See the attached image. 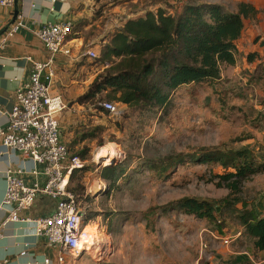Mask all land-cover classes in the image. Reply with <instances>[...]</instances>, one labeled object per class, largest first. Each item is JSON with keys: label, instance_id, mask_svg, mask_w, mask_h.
Instances as JSON below:
<instances>
[{"label": "rangeland", "instance_id": "374dc122", "mask_svg": "<svg viewBox=\"0 0 264 264\" xmlns=\"http://www.w3.org/2000/svg\"><path fill=\"white\" fill-rule=\"evenodd\" d=\"M119 2L116 13L107 9L106 15L99 14L98 17H103L101 23L83 34L88 41L96 39L97 45L103 43L114 26L125 20L124 13L144 10L149 0ZM161 2L172 14L180 13L189 2H217L226 12H236L239 4L238 0ZM112 14L121 16L115 21ZM90 65L100 73L111 66L100 59ZM238 67H241L240 59L235 68L222 67L219 81L180 87L172 92L165 107L136 108L116 103L109 98L110 90L98 93L88 102L90 113L99 121L94 128L98 127L99 131L96 138L87 140L84 158L87 167L73 176L70 188L91 217L88 231L94 233L98 227L102 232L104 240L99 241H103L105 249L101 256L94 250L96 253L68 259L70 264H250L231 259V252L247 249L243 236L230 246L224 245L227 236L241 230L235 215H227V219L218 216V223L212 224L176 207L185 198L218 205L230 194L215 185L214 175L223 174L221 168L190 161L189 156L200 148L235 149L250 145L263 159L262 97L256 94L254 86L250 88L248 83L242 82L244 76L238 72ZM107 101L118 104L117 114L100 109ZM106 145L117 150V156H113L109 164L127 167L126 174L115 185L101 178L102 170L110 165L96 158L97 152ZM178 155H184L185 161L161 179L152 167L164 157ZM262 193L264 174L246 183L239 197L249 200ZM252 257L256 261L257 257Z\"/></svg>", "mask_w": 264, "mask_h": 264}, {"label": "trees", "instance_id": "16d2710c", "mask_svg": "<svg viewBox=\"0 0 264 264\" xmlns=\"http://www.w3.org/2000/svg\"><path fill=\"white\" fill-rule=\"evenodd\" d=\"M257 14L254 5L248 3H239L236 12H226L216 4L189 2L177 14L159 8L138 18L123 20L114 26L111 35L98 49L99 58L96 60L111 66L96 77L87 93L77 101L88 104L98 93L110 90L109 98L116 103L136 108L165 107L172 92L180 87L219 81L224 65L237 64L236 42L244 31V20ZM100 109L104 111L102 106ZM98 131V127L89 129L85 137L93 140ZM68 152L73 155L69 148ZM86 153L84 150L79 157L84 160ZM189 157L192 162L221 168L223 174L214 175L215 185L230 194L218 205L185 198L176 207L212 224L218 223V216L227 219V215H235L236 223L252 241L254 250L263 252L264 193L249 200L239 195L246 183L264 174V152L263 159H260L250 145L235 149L213 147L200 148ZM185 159L184 155L164 157L152 168L162 179ZM86 167L74 171L71 179ZM126 172V165H110L102 170L101 178L115 185ZM86 215L87 222H90L87 210Z\"/></svg>", "mask_w": 264, "mask_h": 264}, {"label": "crops", "instance_id": "0c3cea01", "mask_svg": "<svg viewBox=\"0 0 264 264\" xmlns=\"http://www.w3.org/2000/svg\"><path fill=\"white\" fill-rule=\"evenodd\" d=\"M119 1L15 0V5L11 8L0 7V128L6 127L8 113L16 101V93L28 83L33 65L46 63L51 57L35 32L47 23L72 20L75 22L76 33L68 43L71 53L70 55L59 54L55 57L52 67L54 78L49 85L51 92L54 95H60L67 105V109L59 116L63 140L72 156H80L79 154L85 150L87 140H90L85 137L86 131L99 124L98 119L90 113V107L77 101L87 93L100 74L98 68L90 65L93 60L82 56L89 49L98 51L100 45L95 43L96 39L88 41L83 34L94 25L101 23L103 17H98L99 14L106 15L107 9L116 13L121 4ZM238 3L253 4L258 14L244 20V31L236 42L238 61L235 66L229 67H237L239 59L241 60V67H238V72L243 73L244 76L241 80L248 83L250 88L254 86L256 94L262 97L260 107L263 109L264 0H238ZM145 4H147L145 9L149 8L148 10L135 12L130 10L124 15L134 19L143 16L149 10L165 8L161 0H149ZM213 4L223 7L217 2ZM16 11L18 16L14 22ZM112 15L115 21L121 16ZM16 22L23 23L24 27L20 28L14 36L8 37V30ZM101 70L104 68L102 67ZM9 170H21L24 173L22 178L28 186L37 182L41 183L43 180L39 174L41 167L37 163L17 151L7 150L0 140V232L2 234L0 264H45L46 260H49L50 264H61L57 260V251L50 248L46 240L38 236L35 230L34 220L47 217L55 210L53 200L45 197L38 198L33 206L22 214L30 221L8 222L3 225L11 210L10 207H4L2 204L8 185ZM34 171L37 172L36 175L33 174ZM238 233L242 234L246 241L247 249L231 252V259L250 264H264V251L254 250L252 241L246 238L243 228ZM252 255L257 257L256 261ZM66 264H70L69 260Z\"/></svg>", "mask_w": 264, "mask_h": 264}, {"label": "built area", "instance_id": "2783aa9c", "mask_svg": "<svg viewBox=\"0 0 264 264\" xmlns=\"http://www.w3.org/2000/svg\"><path fill=\"white\" fill-rule=\"evenodd\" d=\"M14 5L15 0H0V7L11 8ZM130 18L131 16L126 17ZM22 27L23 23L16 22L8 30V37L14 36ZM74 28L75 22L70 20L47 23L35 32L51 57L46 63L33 65L28 83L16 93V101L8 113L6 127L0 128L3 146L31 158L41 167L39 174L43 178L41 183L28 186L22 178L24 173L21 170L8 171V185L2 204L11 210L3 225L8 222L30 221L22 214L38 198L53 200V213L34 222L37 235L43 237L48 246L57 251V260L61 264H66L68 258L76 260L84 254H90L89 247L96 248L100 256L105 249L103 241L86 233L90 224L87 222L85 207L69 189L73 172L83 169L87 162L77 155L71 156L68 152L59 122V116L67 109V105L60 95L51 92L49 85L54 78L52 67L55 57L71 53L68 43L74 35ZM82 56L91 60L99 58L96 49L86 50ZM101 106L109 114L115 115L119 112L115 102H103ZM33 174L36 175L37 172L34 171ZM240 235L236 233L227 236L223 240L224 245L230 246ZM45 264H50V261L46 260Z\"/></svg>", "mask_w": 264, "mask_h": 264}, {"label": "bare ground", "instance_id": "6f19581e", "mask_svg": "<svg viewBox=\"0 0 264 264\" xmlns=\"http://www.w3.org/2000/svg\"><path fill=\"white\" fill-rule=\"evenodd\" d=\"M113 156L114 157L117 156V150L115 147H112L110 145H106L100 150V152H97L96 154L97 161H101V162L103 161L104 165H108L109 163H111L112 162L111 159L113 158ZM103 158H106V159H103ZM89 228H91V226L87 227L86 229L87 234H90V236L94 237L96 240H102L101 237H103V235H102V232L98 230V227L94 233L88 231ZM89 248H90V252H93L94 250H96V248H93V249H91V247ZM93 253H96V252H93Z\"/></svg>", "mask_w": 264, "mask_h": 264}, {"label": "water", "instance_id": "95a60500", "mask_svg": "<svg viewBox=\"0 0 264 264\" xmlns=\"http://www.w3.org/2000/svg\"><path fill=\"white\" fill-rule=\"evenodd\" d=\"M17 16H18V12L16 11V13H15V18H14V22L16 21Z\"/></svg>", "mask_w": 264, "mask_h": 264}]
</instances>
